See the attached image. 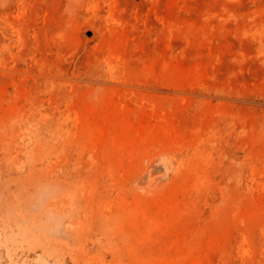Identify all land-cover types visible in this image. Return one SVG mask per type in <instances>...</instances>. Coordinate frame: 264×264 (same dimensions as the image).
<instances>
[{"label":"rangeland","instance_id":"rangeland-1","mask_svg":"<svg viewBox=\"0 0 264 264\" xmlns=\"http://www.w3.org/2000/svg\"><path fill=\"white\" fill-rule=\"evenodd\" d=\"M0 264H264V0H0Z\"/></svg>","mask_w":264,"mask_h":264}]
</instances>
